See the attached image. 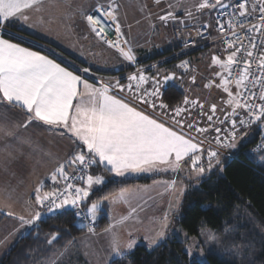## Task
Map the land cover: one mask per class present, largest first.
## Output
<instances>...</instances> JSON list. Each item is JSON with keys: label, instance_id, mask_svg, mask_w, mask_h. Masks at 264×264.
Masks as SVG:
<instances>
[{"label": "snow or ice", "instance_id": "obj_1", "mask_svg": "<svg viewBox=\"0 0 264 264\" xmlns=\"http://www.w3.org/2000/svg\"><path fill=\"white\" fill-rule=\"evenodd\" d=\"M161 2L162 0H154L157 5ZM118 7L115 0H107L106 5L103 2L93 5L94 14H88L82 6L73 9L71 0H0V109L3 110L0 111V140L10 138L14 141L0 146V152L5 153L10 161L20 157L31 160L39 146L30 135L21 134L20 131L29 127L44 128L46 131L66 136L75 145V151L70 157L64 163L58 164L51 173L53 184L59 185L62 180L63 188L54 187L51 191H44L43 182L38 184L34 189V199L30 197L24 201L27 215L13 210L11 196L0 198V213L19 222L16 232L28 228L38 231L44 215L58 212L67 214L71 209L75 216H81V206L88 200L94 186L106 183L102 175L89 174V169H93V166L97 169L103 166L104 171L115 177H125L132 173L169 170L179 172L187 164L190 175L194 173L203 176L220 165V149H236L247 135L246 129L257 123L264 125V0H257L251 6L248 0H232V3L226 0H199V3L184 8V15L196 20H199L198 14L204 13L205 10L209 13L227 12L229 8H232L234 19L237 16L240 18L235 22L230 21L227 29L222 20H215L216 30L221 36H224L227 30L235 39L225 36L224 51L228 52L226 61H222L218 55H213L211 63L229 75L234 65L239 63L242 67L239 68V76L234 81L235 93L229 87L228 78L223 73L217 74L218 86L227 94L226 103L231 111L224 120L213 121L217 107L215 104L211 105V114L207 115V120L212 122L210 127H197L190 120L176 119L181 117L182 113L190 114L188 105L203 109L199 101L185 97L184 107H169L164 103L165 86L176 79L175 73L161 75L157 72L149 77L138 68L136 73L127 77L129 83L126 86L119 80L96 86L48 55L14 42L15 34L9 31L16 24L28 28L44 27L54 19L50 14L53 8L61 9L65 20L72 19L79 13L96 38L109 48L115 49L125 61L135 64L136 56L132 48L125 49L121 46L123 33L118 22ZM168 7L172 9L174 6L169 4ZM257 14L259 22L254 23L251 18ZM45 15L49 17L47 20L44 19ZM158 19L165 26L169 21L184 23L175 11H167L159 15ZM105 21H111L115 26V39L108 38ZM211 26L210 22H206L201 28L207 30ZM64 27L68 28L67 25ZM5 31H8L7 37L3 34ZM257 34L261 38L259 45L255 42ZM197 35L203 36L204 32L197 29ZM245 40L248 41L247 44L244 43ZM123 43L126 44L127 41ZM188 46L189 42L186 40L185 47ZM255 52H259V56L255 58L258 75L251 72ZM178 67L187 69L188 62H182ZM83 71L87 72L88 69ZM250 76H254L253 89H249L246 83ZM149 81L151 88H142V85ZM192 82L195 83V77ZM211 86V82L205 85L206 88ZM256 86L259 87L258 92L255 90ZM114 90L127 91L132 98L126 100L119 97L113 94ZM138 105L152 109L153 113L159 111L160 116L157 117ZM9 109H19L23 113V122L10 123L6 115ZM200 115H204L203 111ZM165 116H168L179 130L171 125L166 126L162 119ZM225 122L227 127L216 126L217 123ZM185 128L198 134L215 132L216 147L206 150L203 141L185 132ZM24 146L31 151L25 153ZM257 148L264 154V141ZM69 168H72L73 172L79 170L82 175L69 176ZM73 179L82 180L85 187L70 182ZM165 187L166 190H175L176 181L166 182ZM183 191L184 189L180 188L181 195ZM119 201L127 202L123 191L110 203ZM176 207H179L178 203ZM100 209L101 205L93 202L83 217L91 220L88 231L92 234H95L94 226ZM169 210H172L171 204ZM135 213L136 208H131L126 216H122L106 230L112 235L111 247L116 256H123L125 253L121 251L113 229L122 226ZM158 223L159 228L155 230V234L145 236L149 246L158 245L165 237L169 215L166 213ZM11 235L12 233H9L0 240V244L7 242ZM129 235L131 236V233ZM57 238L58 234H51L47 243L52 245ZM209 238H213L211 234ZM136 243L135 239H130L126 248L131 250ZM186 254L192 255L190 250H187ZM200 264L206 262L202 261Z\"/></svg>", "mask_w": 264, "mask_h": 264}, {"label": "trees", "instance_id": "obj_2", "mask_svg": "<svg viewBox=\"0 0 264 264\" xmlns=\"http://www.w3.org/2000/svg\"><path fill=\"white\" fill-rule=\"evenodd\" d=\"M9 31L27 39L32 38L19 29L18 25H14ZM4 35L7 37L8 31ZM34 40L37 43H45L38 39ZM14 41L42 51L39 47L22 41L18 36H14ZM179 50L180 46H177L174 50L160 54L152 60L164 59ZM178 60L180 58L166 64ZM184 96L181 89L170 86L164 91L163 101L169 107L180 106ZM263 130L261 125L255 124L251 129L255 134L254 139L247 144L241 140L239 146L231 150L233 159L220 153L221 163L211 172H206L197 179L185 178L184 180L186 190L180 207L175 213L174 222L188 236L193 237L199 236L201 229L215 230L220 234L224 246L231 247L230 250L233 251L230 253L221 252V250L212 251L207 255L206 264H264V163L257 161L254 157L259 155L264 159V154L260 150L254 151V147L263 140ZM248 150L251 151V155L248 154ZM89 173L101 174L108 181L101 190L90 194L88 203L82 205L83 208H86L90 202L103 201L119 190L136 184H149L158 178L153 176L120 180L104 171L103 166L98 169L93 166ZM0 215L7 217L3 213ZM107 225V218L102 216L95 224V229L101 230ZM87 232L88 227L78 224L77 216L71 209L67 214L58 212L47 215L40 223L38 231L28 228L20 236L1 258L0 264L48 263L58 253L68 249L73 251L78 238ZM54 233L58 234V238L49 245L47 239ZM73 252L72 258L58 264H89L81 251L75 249ZM110 264H200V261L186 254L185 242L173 237L166 239L152 250L140 245Z\"/></svg>", "mask_w": 264, "mask_h": 264}, {"label": "rangeland", "instance_id": "obj_3", "mask_svg": "<svg viewBox=\"0 0 264 264\" xmlns=\"http://www.w3.org/2000/svg\"><path fill=\"white\" fill-rule=\"evenodd\" d=\"M101 2H105L106 0H99ZM131 2H127L128 8H126V13L128 14L129 17V29L127 32H125L124 36L128 40L127 47L129 48L130 43H131V36H132V41H136V38L140 36V33L138 32L137 34H134V32H137L138 29L141 30V32L144 35L150 34L152 30L153 24L157 25V31L161 30L162 23H159L158 16L161 14H165L167 11H175L177 17L179 19L183 20H188L192 18H188L187 16L184 15V8L190 7L194 4L199 3V0H162V2L157 5L154 3V0H129ZM171 4L174 7L172 9H169L168 5ZM153 6V9L151 8ZM194 10V9H193ZM200 17L203 16V14H198ZM211 17V16H210ZM193 27L191 26L190 29L188 30H183L181 28L177 29L174 31V40L176 39V33L178 32L180 35H184L188 31H190L192 28L197 26L203 21V18L198 20ZM119 22V21H118ZM186 21H184L185 23ZM168 23H172V25H185L184 23H177L173 21H169ZM122 27V25H121ZM168 29L166 30V32ZM6 33V31L4 32ZM3 33V34H4ZM157 34V32H155ZM15 34V33H14ZM15 37H19L22 41L29 43L35 47H43L41 44L27 39L25 37L19 36L17 34L14 35ZM143 36V35H142ZM144 37V36H143ZM172 38L169 37V42L167 41L164 45L172 44L171 46L173 49L175 47L180 46L178 40L176 39V43L172 40ZM138 43V41H136ZM143 47L146 48L147 50H151L153 48H156L157 46L163 45V43H159L158 40L155 38V40L143 43ZM46 48V47H45ZM182 50L180 46V50L176 51V53L172 54L170 57H166L164 59H158L154 60L153 65L155 66H161L165 65L166 63L178 59V58H173L176 56L180 51ZM115 52H109V51H100L97 56V60L101 62V66L97 65V67L100 68L102 72H109L113 71V65L117 66V68H128L129 65L133 66L132 64L128 63L125 61L119 53L114 50ZM199 54V53H198ZM201 55L195 56L193 53L189 56V58H184L180 57V60L173 62L168 65H174L177 68L178 65H180L182 62L187 61L188 62V67L187 69H182L179 68V76H180V81L182 83L181 85V90L184 92L185 97H187L189 100H197L199 101L200 104L203 105V109L197 107H193L192 105H188L187 107L190 109V114L189 113H182L181 117L184 116H190V118H187V120H191V122L195 123L197 127H210L212 122H209L207 120V115L211 114L210 112V107L211 105L215 104L217 107V111L215 116L213 117V121L217 120H224L225 116H228L229 112L231 111L230 107L227 105L226 101L228 99L227 94L220 88L219 85V76L217 75L218 73H223V75L226 77L227 72L223 71L221 68L218 66H215L211 63V57L213 55H218L222 58V61H226V57L221 49L219 48L218 51L216 50H210L206 49L205 51L200 53ZM173 58L172 60H170ZM160 61V62H159ZM165 61V62H164ZM167 66V64L165 65ZM86 66L80 67L84 68ZM89 68V67H86ZM92 70L91 68H89ZM129 70V69H128ZM127 70V71H128ZM93 71V70H92ZM126 71V70H124ZM195 77V83L192 82V78ZM211 82L212 86L209 88H206L205 85L209 84ZM229 87L232 89V91L235 93L236 87L234 85H229ZM184 100V99H183ZM181 107H184L183 101L180 105ZM201 111H203L204 115H200ZM10 116H9V115ZM9 122H23V118L16 116L15 114H10L9 112L6 113ZM232 118H238V117H232ZM255 125V124H254ZM251 128L246 129L247 135L244 136L243 138V143L247 144L248 142L252 141L254 139L255 134L251 131L253 126ZM217 127H227V122L224 124H216ZM261 128L264 129V125H261ZM21 134L25 135H30L32 139L36 142V144L39 146L37 149V157L41 158L43 163H46V168L47 171L49 172V176L51 177V173L55 170V168L58 166L60 163H64L70 155L75 151V145L66 137V136H60L59 134L56 133H51V134H46L44 131H40L38 129H34V127H29L27 130H20ZM192 131V130H191ZM263 132V131H262ZM197 134L199 137L203 138L206 142L210 143V146H206L207 149L209 148H214L213 146L216 147L215 142H214V137L216 136V133L213 131H209L203 134ZM264 133V132H263ZM10 138H6L5 142L9 143H14ZM1 142V141H0ZM1 146V145H0ZM239 146V144H238ZM24 148H28L27 146H24ZM206 149V150H207ZM224 151L220 152L225 155V153H231L233 152L231 150L233 149H222ZM248 154L251 155V151L248 150ZM257 161H260L264 163V159H262L259 155L254 156ZM9 162H7V165ZM29 163V162H28ZM27 161L21 162V165H28ZM11 164V163H10ZM101 175V174H98ZM194 175V176H193ZM193 175L189 174V171L187 174L180 179L179 184L176 186V193L175 196L172 197V210H167V214L169 215V224L171 225L169 228L168 233L165 235L162 241L158 243L161 244L168 238H173L176 237L178 240L183 241L186 243V251L190 250L192 255L190 256L191 258H195L196 260L200 262H207L208 260V254L211 253L212 251H218L221 250V252L225 253H230L233 252L230 250L229 247L224 246V243H222V238L220 234L217 233L215 230L211 229H201L199 236H188L183 229L174 222L175 213L177 209V203H179L184 195V192L186 190V185H185V178L188 179H197L198 176L193 173ZM178 176V175H177ZM200 177V176H199ZM105 182L108 181L105 176H103ZM51 180V178H50ZM10 183H13L12 180H9ZM182 182L184 183L182 185ZM6 183V184H10ZM104 186H94L93 190L90 192H94L95 190H101V188ZM20 186H9L10 191L12 190H17ZM81 187V186H80ZM180 188H183V194L181 195L180 193ZM19 198V197H18ZM179 200V202H178ZM101 205L102 209V203L103 201H96ZM14 203V202H13ZM18 203V202H17ZM16 203V204H17ZM88 202L86 201L85 204ZM91 203L87 205L85 210L87 211V208L90 207ZM84 204V205H85ZM175 208V210L173 209ZM100 209V210H101ZM179 209V207H178ZM45 217V215H44ZM43 217V218H44ZM102 214L99 211L97 215V220L96 223L101 219ZM2 219V220H1ZM0 220L4 222L1 224V231H0V240H3L5 236H8L9 233H12V235L9 237L8 241L0 244V260L3 258V256L6 254V252L15 244V242L22 236L27 229H21L20 232H16L15 229L18 228L19 222L14 220L11 217H6L5 219L0 216ZM110 225L115 224L117 220L115 219H109ZM91 223V220L89 221H81L78 220V224L83 227H88V225ZM95 223V224H96ZM95 227V226H94ZM139 227L138 225H130L128 228L122 227V226H117L116 228L113 229V232L117 236L121 251L124 252L125 254L133 251L136 247L143 245L150 250L155 248L156 246H149L148 242L145 240V236H152L154 234L147 233L148 228H137ZM106 227L97 230L95 229V234L90 233L89 231L82 235L80 238H78L76 247L73 248V251L75 249L81 251V253L84 255V257L88 260L89 264H110L113 260L118 259L122 256H116L111 247V241H112V235H110L106 231ZM122 230L123 233L121 232ZM22 233V235H21ZM131 233V236L129 235ZM209 234L212 235L213 238H209ZM130 239H135L137 243L133 247V249L129 250L126 248V244ZM72 250H66L62 253L56 254L47 264H58L62 262L63 260H67L72 258L74 252ZM222 256V255H220Z\"/></svg>", "mask_w": 264, "mask_h": 264}, {"label": "crops", "instance_id": "obj_4", "mask_svg": "<svg viewBox=\"0 0 264 264\" xmlns=\"http://www.w3.org/2000/svg\"><path fill=\"white\" fill-rule=\"evenodd\" d=\"M126 1L131 2L129 0H115L116 4L119 5L117 15L119 18L118 21L120 25H122L121 31L123 33V38L125 39V41L128 42V40L124 36L125 32H127L129 29V27L127 26H129L130 23L128 14L126 13V8H128V4H126ZM99 2L101 1L71 0V5L73 9L82 6L84 10L87 11L88 14H90L92 12V6ZM103 3H105L106 5L107 0ZM151 8L153 9V6ZM211 13H209L208 10H205L204 13H202L203 16L201 17L199 16L200 20L203 18V21L200 24L211 22V18H212ZM50 14L52 17H54V19L52 20L51 23L46 24L44 27L38 26L37 28H28L23 25H19V24L16 25H18L19 29L30 35L32 37V38L29 37L31 40L38 39L40 41L47 43L45 44L39 42V44L42 43L41 46L43 47L39 46V48L42 51L31 48L32 50L39 51L42 54L48 55L49 58L54 59L58 63H61L62 66L67 67L69 70L73 71L74 74L80 75L82 79H86L89 83L99 86L94 82H92L91 80H89L88 78H86L85 76L81 75L76 70L80 67L86 66L91 68L93 72L100 74L104 77H107L108 79H110V82L114 83L116 80H119L122 85L126 86L129 83L127 77L130 74L136 73L137 69L139 68L142 69L144 73L149 77L156 75L157 72H159V74L161 75L175 73L176 79L170 81L168 85L165 86L164 91L170 86L176 87L177 89H181L182 83L180 81L179 68H177L174 65L155 66L153 65L154 60L152 59L160 54L171 51L173 49L171 47L173 43L168 44L166 46L164 44L167 41L169 42V37L172 38L171 39L172 42L174 41L176 43L175 41L176 39L174 40L175 37L173 34L175 30L181 28L186 31L190 29L191 26L193 27L197 22H199L198 20L196 19L184 20L186 21L184 23L185 25L171 26L172 23H168L167 26H165L162 23V27L160 31H157V25L153 24L152 30L150 31L151 33L148 35H144L141 32V30L138 29L137 32H134V34L137 35L138 32L140 33V36L138 35L139 37L136 38V41H138V43L135 40L133 42L131 36L130 38L131 43L129 46L130 48H132L136 56V61L138 66L129 65L128 68L126 69L124 68L118 69L117 66L113 65L112 66L113 71L112 72L109 71L105 73L102 72L99 67H97V65L100 66L102 65L101 62L97 60L98 53H100V51L115 52L114 49L104 45L98 38L95 37L94 34L90 32V30L87 27L86 21L80 16L79 13H76V15L69 20L64 19L61 9L53 8L51 9ZM48 18H49L48 15H45L44 19L47 20ZM157 21L161 23L160 20ZM64 25H67L68 28L66 29ZM167 29L168 31L166 32ZM155 32H157V34ZM84 37H87V39H85ZM155 38L158 40L159 43H163V45L157 46L156 48H153L151 50H147L146 48L143 47L144 45L143 43L148 44V42L155 40ZM21 45L25 46L23 44ZM219 48H220L219 44H214L211 45L209 48H207V50L210 49V50L218 51ZM199 55L201 54L199 53L196 54L195 56H199ZM142 88L150 89L151 82L149 81L148 83L142 85ZM113 94L125 98L126 100H130L132 98L131 94L128 93L127 91L118 92V90H114ZM138 107L142 109H146L149 113H152L157 117L160 116L159 111L153 113L152 109L146 108V106L144 105H138ZM0 111L3 110L0 109ZM7 112H9L10 114L11 113L15 114L16 116L24 119L23 113L19 109H9L7 110ZM187 118H190V116L188 115L184 117H177L176 119H185L187 121ZM162 119L166 123V126L171 125L174 128H176V130H179L178 127L173 124L172 120L169 119L168 116H165ZM34 129L44 131L46 134L54 133V132L46 131L44 128H34ZM184 131L187 133L188 132L194 133L193 131L187 128H185ZM0 141H1L0 145L3 146L5 139ZM203 146L205 149H207L206 148L207 145H205L204 142H203ZM30 151L31 149L24 148L25 153H28ZM37 152L38 151H35L33 153V157L31 160L25 159L24 157H20L18 160L15 161H10L6 157L5 153L0 152V198H7L11 196V202L12 203L14 202L13 210L19 214L27 215V212L25 211L24 201L30 197L34 199V189L38 184L43 182L44 191H51L54 187L61 186V182L59 185H54L53 182L50 180L49 172L47 171L46 168V163H43V161H41L42 159L37 157L38 155ZM23 160L27 161V163L29 162L28 165H21V162H23ZM38 160L41 162L37 163ZM7 162H9L8 163L9 166L7 165ZM5 166L7 167V171H5ZM72 170H73L72 168H69L68 172ZM188 171H190L189 166L186 164L184 165L183 170L179 172H172L170 170L154 171L148 173H132V174H127L125 177H117L120 180L139 179L141 177H153V176H156L158 178L149 184H136L128 188L119 190L116 193L109 196L108 198H106L105 200H103L102 209L100 210V212L102 216H105L108 220V225L106 229H108L110 226L109 219L119 220L122 216H126L128 212L131 210V208H136V213L134 214V216L131 219L127 220L122 225V227L128 228L130 225H138L139 227L137 228H148L146 230L147 233L155 234V230L159 228L158 222L162 220L164 215L168 212L167 210H169V205L172 204L171 202L172 197H174L176 193L175 190H166L165 187L166 182L175 180L177 186V184H179L180 182V179H182V177L184 178V176L187 174ZM9 180H12L13 183H10ZM6 183H10V184L8 185ZM183 184L184 183L182 182V185ZM18 185L20 187L17 190L10 191L9 186H18ZM81 187H85V185ZM122 191L125 195L127 202L119 201L118 203L115 204L110 203V201L118 197ZM181 201L179 202L178 200L179 207ZM173 209L175 210L174 207ZM2 218L5 219L4 216H2ZM1 220H0V227L1 224L4 222V220L3 221ZM170 226L171 225L168 223L166 234L168 233ZM123 231L124 230H122L121 232L123 233Z\"/></svg>", "mask_w": 264, "mask_h": 264}, {"label": "built area", "instance_id": "obj_5", "mask_svg": "<svg viewBox=\"0 0 264 264\" xmlns=\"http://www.w3.org/2000/svg\"><path fill=\"white\" fill-rule=\"evenodd\" d=\"M226 2L232 3V0H226ZM248 2H249V6H251V4L256 3L257 0H248ZM90 14H94V13L91 12ZM211 14H212V18H211V22L210 23L212 24V26L209 27L207 30H204V29L201 28L202 24H198L197 26L192 28L190 31L185 33L184 35H180L178 32L176 33V39L178 40L182 50L176 56H174L173 58H180V57L189 58V56L192 53L204 50L205 48L210 47L211 45H214V44H219L220 45V49L223 52V54L225 56L228 55V52L224 51V49L226 48V44L224 43V38H225V36L228 37V38H231V39H235V38L232 37L231 36V32L227 31V30L225 32V35L221 36V34L216 30L215 20L216 19L222 20L225 23V27L227 29V24L230 21L235 22L236 20H239L240 18L237 16L234 19L232 8H229L227 10V12L212 11ZM251 19L253 20L254 23H258L259 22V15L257 14L255 17H252ZM105 24L107 25L106 32H107L108 38L109 39H115L116 38L115 34H114V27L115 26L112 25L111 21H105ZM197 29H200L201 31H203L204 35L203 36H198L197 35ZM238 31H240V30L238 29ZM241 35H243L242 32H241ZM260 39H261L260 36L257 34L256 35V41H255L257 45L260 44ZM121 40H122L121 46L124 47L125 49H127L128 48L127 44L123 43V41H125V39L122 37ZM186 40L189 42V46L188 47H185V41ZM244 43L247 44L248 41L245 40ZM103 44L107 46V44H105V43H103ZM258 56H259V52H255L254 53L253 64H252V68H251V72L254 75H258L259 74L258 73V69H257L256 64H255V58L258 57ZM173 58H171L170 60H172ZM132 65L133 66H138L137 61H136L135 64H132ZM240 67H242V65H240L238 63V64L233 66V70L231 72V75H229L228 73L226 74V77L230 81L229 85H234L235 84L234 81L239 76V68ZM85 68L86 67L78 68L76 70L81 75L85 76L86 78H88L89 80H91L92 82H94L97 85H99L100 83H108V82H110V79H108L107 77H104V76H102L100 74H97V73L93 72L89 68H87L88 69L87 72H84L83 69H85ZM253 78H254V76H250L249 80L246 82L248 87H249V89H253V84H252ZM255 90L258 92L259 91V87L256 86ZM188 133H190L192 136H195L197 138V140H202L205 143V145L210 146V143L205 142V140L202 139L201 137H199L197 134L191 133V132H188ZM262 141H264V136H263V140ZM261 143L262 142H260L259 144H257L254 147V151H256V152L259 151L257 146L260 145ZM213 147L215 148V146H213ZM219 152H223L224 153V151L222 149H220ZM225 155L228 158H230V159L234 158V155L231 154V153L227 152V153H225ZM89 171H90V169H89ZM68 174H69V176H75V177H79V176L82 175V173L79 172V170H77L75 172H73V170H72V171L68 172ZM70 182L76 184L77 186H83L84 185L83 181L80 180V179H73ZM63 186H64V181H61L60 188H63ZM85 213H86L85 208H83V206H81V216L77 217V219L81 220V221H89L90 219H84L83 218ZM45 216H47V215H45Z\"/></svg>", "mask_w": 264, "mask_h": 264}, {"label": "bare ground", "instance_id": "obj_6", "mask_svg": "<svg viewBox=\"0 0 264 264\" xmlns=\"http://www.w3.org/2000/svg\"><path fill=\"white\" fill-rule=\"evenodd\" d=\"M160 62V61H159ZM165 62V61H164ZM264 131V130H263ZM262 135V134H261ZM255 145V144H254ZM251 151H252V149H251Z\"/></svg>", "mask_w": 264, "mask_h": 264}]
</instances>
